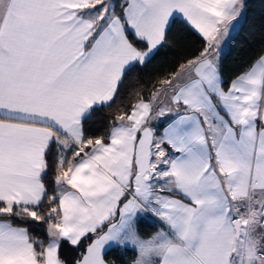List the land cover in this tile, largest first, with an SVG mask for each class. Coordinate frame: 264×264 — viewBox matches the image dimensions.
I'll list each match as a JSON object with an SVG mask.
<instances>
[{"label": "snow or ice", "instance_id": "6c2138e0", "mask_svg": "<svg viewBox=\"0 0 264 264\" xmlns=\"http://www.w3.org/2000/svg\"><path fill=\"white\" fill-rule=\"evenodd\" d=\"M249 10L0 0V264H264V44L221 64Z\"/></svg>", "mask_w": 264, "mask_h": 264}, {"label": "trees", "instance_id": "16d2710c", "mask_svg": "<svg viewBox=\"0 0 264 264\" xmlns=\"http://www.w3.org/2000/svg\"><path fill=\"white\" fill-rule=\"evenodd\" d=\"M250 10L247 14L248 22L239 39L232 42L231 51L226 58H222L223 75L230 81L241 71L244 66L251 62L264 44V2L262 0H249ZM201 47L199 39L195 36L191 38L187 46L173 42L172 50L165 49L166 54H162L148 66L143 74L141 85L147 89L157 78H163L167 73L174 71L178 63L196 54V50ZM108 111V110H106ZM103 125L100 126L103 134ZM151 228L150 231H154ZM42 235V233H36ZM117 259V264H122L115 253L112 254ZM132 253H128L125 259H131Z\"/></svg>", "mask_w": 264, "mask_h": 264}, {"label": "crops", "instance_id": "0c3cea01", "mask_svg": "<svg viewBox=\"0 0 264 264\" xmlns=\"http://www.w3.org/2000/svg\"><path fill=\"white\" fill-rule=\"evenodd\" d=\"M155 230H156V229H155ZM155 230H154V231H155Z\"/></svg>", "mask_w": 264, "mask_h": 264}]
</instances>
